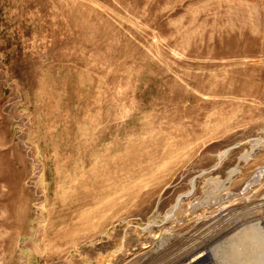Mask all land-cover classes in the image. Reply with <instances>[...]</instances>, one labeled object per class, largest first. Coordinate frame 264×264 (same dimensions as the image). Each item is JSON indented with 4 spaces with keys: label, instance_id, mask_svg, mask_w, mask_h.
<instances>
[{
    "label": "rangeland",
    "instance_id": "374dc122",
    "mask_svg": "<svg viewBox=\"0 0 264 264\" xmlns=\"http://www.w3.org/2000/svg\"><path fill=\"white\" fill-rule=\"evenodd\" d=\"M206 255L264 263V0H0V264Z\"/></svg>",
    "mask_w": 264,
    "mask_h": 264
},
{
    "label": "bare ground",
    "instance_id": "6f19581e",
    "mask_svg": "<svg viewBox=\"0 0 264 264\" xmlns=\"http://www.w3.org/2000/svg\"><path fill=\"white\" fill-rule=\"evenodd\" d=\"M226 153H227V152H226ZM219 156H220V155H219ZM205 259H207V260L209 261V264H213V260H212L208 255L203 256L202 258H199V259H198V263H199V264H205V263H204V260H205ZM249 263L252 264L253 262L249 261ZM254 264H255V263H254ZM257 264H264V263H263V261H258Z\"/></svg>",
    "mask_w": 264,
    "mask_h": 264
}]
</instances>
